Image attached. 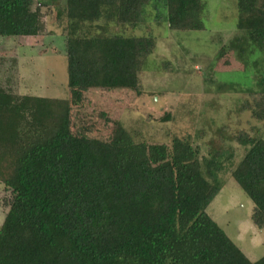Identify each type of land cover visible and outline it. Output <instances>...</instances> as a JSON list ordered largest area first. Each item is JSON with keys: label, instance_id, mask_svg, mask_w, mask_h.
Masks as SVG:
<instances>
[{"label": "trees", "instance_id": "1", "mask_svg": "<svg viewBox=\"0 0 264 264\" xmlns=\"http://www.w3.org/2000/svg\"><path fill=\"white\" fill-rule=\"evenodd\" d=\"M34 1L0 0V37L44 34L53 7L68 96L20 95L10 80L0 83V184L7 194L0 264H264V256L250 261L206 213L228 171L253 204V225L264 228L261 136L230 137L243 148L235 165L222 139L205 147L177 137L170 146L137 143L105 113L78 112L91 91L139 94V74L155 48L151 35L78 32L99 22L134 29L149 0ZM165 5L170 30L203 29L202 0ZM236 9L238 35L218 57L233 53L245 66L251 60L254 87L241 111L264 122V0H237Z\"/></svg>", "mask_w": 264, "mask_h": 264}, {"label": "rangeland", "instance_id": "2", "mask_svg": "<svg viewBox=\"0 0 264 264\" xmlns=\"http://www.w3.org/2000/svg\"><path fill=\"white\" fill-rule=\"evenodd\" d=\"M41 2L55 4L53 0H35L34 6ZM202 2L205 8L200 31L170 30L165 0H149L142 8L140 26L134 29L103 22L83 26L78 32L81 35H151L155 48L139 74V94L91 91L87 104L78 112L93 118L105 113L120 122L137 143L170 146L177 137L205 147L212 139H222L223 148L233 151L236 165L243 148L230 137L242 132L264 139V122L241 111L242 104L250 99L247 90L254 87L256 68L251 60L243 65L233 53L218 57L220 49L238 35L237 0ZM52 9L44 18V34L0 37V83L10 80L7 85L14 93L58 99L68 96L63 29ZM97 128L101 129L98 134L105 135L101 124ZM221 179L224 186L206 213L250 261H257L264 256V228L258 230L253 225V204L230 173H223ZM5 197L0 184V205ZM4 216L0 207V226Z\"/></svg>", "mask_w": 264, "mask_h": 264}]
</instances>
